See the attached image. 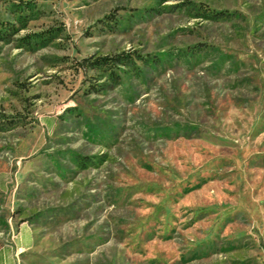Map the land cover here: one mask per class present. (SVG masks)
<instances>
[{
	"label": "rangeland",
	"instance_id": "rangeland-1",
	"mask_svg": "<svg viewBox=\"0 0 264 264\" xmlns=\"http://www.w3.org/2000/svg\"><path fill=\"white\" fill-rule=\"evenodd\" d=\"M3 253L264 264V0H0Z\"/></svg>",
	"mask_w": 264,
	"mask_h": 264
},
{
	"label": "crops",
	"instance_id": "crops-1",
	"mask_svg": "<svg viewBox=\"0 0 264 264\" xmlns=\"http://www.w3.org/2000/svg\"><path fill=\"white\" fill-rule=\"evenodd\" d=\"M31 233L28 229L24 228L23 231H21L17 237L16 240V248L21 252L22 250L28 249L30 247L31 243ZM6 263V256L3 253L0 255V264Z\"/></svg>",
	"mask_w": 264,
	"mask_h": 264
},
{
	"label": "trees",
	"instance_id": "trees-1",
	"mask_svg": "<svg viewBox=\"0 0 264 264\" xmlns=\"http://www.w3.org/2000/svg\"><path fill=\"white\" fill-rule=\"evenodd\" d=\"M116 59L118 60V58H116ZM113 60H114V58L109 57V56L98 57V58L94 59L93 61H90V64L91 65H98V66L109 65L112 63Z\"/></svg>",
	"mask_w": 264,
	"mask_h": 264
}]
</instances>
